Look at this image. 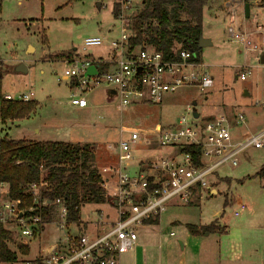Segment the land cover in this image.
<instances>
[{"label":"rangeland","instance_id":"1","mask_svg":"<svg viewBox=\"0 0 264 264\" xmlns=\"http://www.w3.org/2000/svg\"><path fill=\"white\" fill-rule=\"evenodd\" d=\"M122 1L0 0L1 95L15 97L32 93V100L37 103L27 118L13 121L0 118V139L89 144L94 151V165L101 172L114 162L117 141L128 136L120 133L122 128L150 131L155 125H171L181 116L185 105L193 102L197 104V111L204 112L202 114L213 112V106L226 114L234 107L247 112L249 122L244 129L250 132L264 125V112L254 106L257 101L264 100V65L260 64V55L246 52L232 41L222 23H217L211 34L206 30L209 27L206 17L203 19L205 33H210L213 43L201 49L200 58L214 78L211 90L202 93L196 88L181 89L159 105H134L118 110L116 100L107 96L103 86H98L83 93L86 108L73 107L70 104L74 93L72 83L60 81L64 70L62 63L70 59V55L87 57L83 41L91 37L103 41L101 46L88 50L91 58L108 60L109 42L120 35L119 22L112 14L113 5ZM131 2L137 14L142 8V0ZM243 14L239 10L240 19ZM259 23L264 25V15ZM21 65L25 72L17 71ZM242 69L249 72L245 81L239 79ZM244 92L248 97L243 96ZM163 152L166 150H157V155ZM263 164L264 149L249 148L238 157L237 167H221L216 171L221 182L216 187V195L205 197L200 206L170 208L150 234L138 228V244L147 247L148 264H153L152 253L155 255L158 251L168 231L176 235L174 242L190 243L192 234L187 225H209L216 220L223 232L208 235L221 260L239 256L245 264H264V180L258 175ZM231 196L232 203L227 204ZM238 199L246 208L234 218L232 211ZM115 220L116 212L110 203L85 205L81 209L80 223L72 225L71 229L74 231L77 225L80 231L83 228L92 231L97 221ZM59 222L62 220L55 217L43 226L44 232L26 240L28 253L22 258H34L39 249L44 251L57 243L63 237ZM99 232L103 230L99 228ZM9 247L16 251L13 244ZM176 248L179 249L178 245ZM191 248L187 246L189 251ZM136 254L140 264L139 249ZM132 263V252L122 254L121 264Z\"/></svg>","mask_w":264,"mask_h":264},{"label":"built area","instance_id":"2","mask_svg":"<svg viewBox=\"0 0 264 264\" xmlns=\"http://www.w3.org/2000/svg\"><path fill=\"white\" fill-rule=\"evenodd\" d=\"M118 4L115 19L119 22L120 35L109 42L108 60L91 58L88 50L103 43L101 38L91 37L83 41L87 57L74 55L62 63L60 81L72 83L73 107L86 108L83 93L98 86L114 92L118 110L134 105H159L181 89L196 88L205 93L213 88L214 78L208 66L195 54L180 51L168 59L149 45H133L135 10L131 0ZM236 19L235 10L231 9L226 29L229 38L246 52L264 53V25H247L244 15ZM91 66L97 67L96 73L85 75ZM243 69L239 74L241 81L249 73ZM32 96L29 93L4 98L28 102ZM254 106L264 112V100ZM212 108L214 111L208 114L196 110L195 118L191 103L185 105L181 116L171 125H155L150 131L122 128L120 133L128 136L117 141L114 162L98 172L101 188L116 202L112 206L116 220L97 221L92 231L85 228L80 231L76 225L74 232L71 228L75 223L67 222L66 210L60 208L56 217L62 220L58 226L63 237L44 251L39 249L34 258H22L19 246H25L26 240L44 232L43 226L49 224L42 219L45 208L53 204L43 197L45 185L42 182L29 185L31 204L22 209L19 200L9 197L8 186L0 182V231L9 234L10 239L5 242L15 246L13 252L17 257L13 263L0 264H119L120 256L137 246L138 228L147 225V220L159 221L171 204L188 206L195 199L201 201L216 195V171L221 167H237L238 157L249 148L264 149V125L250 132L244 129L248 120L242 110L233 109L226 114L215 106ZM184 146L198 148L197 162L190 154L178 151ZM157 150L166 152L157 155ZM261 171L264 172V164ZM230 203L232 196L227 200ZM245 208L243 202L237 201L232 216L239 217Z\"/></svg>","mask_w":264,"mask_h":264},{"label":"trees","instance_id":"3","mask_svg":"<svg viewBox=\"0 0 264 264\" xmlns=\"http://www.w3.org/2000/svg\"><path fill=\"white\" fill-rule=\"evenodd\" d=\"M246 4L255 0H244ZM264 4V0H256ZM209 0H142V8L133 17V45H149L168 59H173L180 51H189L200 59L203 10ZM118 4L113 5L115 17ZM70 58H73L70 55ZM102 67V65H100ZM1 79V77H0ZM37 107L33 100L21 102L6 100L0 90L1 120H19L29 117ZM178 151L190 154L196 162L199 150L184 146ZM99 171L94 165V151L89 144L35 141L28 139H0V182L8 186L9 197L20 201L22 209L31 204L28 192L30 184L42 182L45 185L43 197L53 204L43 212V222L50 223L60 208L66 210L69 223H80L81 209L85 205H101L112 201L101 188ZM259 177L264 172H259ZM146 224L155 225L157 220H147ZM192 235L221 233L217 222L197 228L187 225ZM8 233L0 231V262L13 263L16 254L5 242ZM23 255L28 253L27 246H19Z\"/></svg>","mask_w":264,"mask_h":264},{"label":"crops","instance_id":"4","mask_svg":"<svg viewBox=\"0 0 264 264\" xmlns=\"http://www.w3.org/2000/svg\"><path fill=\"white\" fill-rule=\"evenodd\" d=\"M245 4L246 3L244 0H209L208 4L205 6L203 10V19L207 18V22L209 25V27L206 30H209V32L213 34L211 29L214 28L217 25V23H222V25L225 28V32L227 33L226 29L229 26L228 15L230 13V10L231 9L235 10L236 15H237L236 21H238L239 20V10H242V12L244 13ZM248 6H249V18L246 19L244 16V18L246 19L245 23L247 25H252L255 23L260 24L259 20L264 15V7H261L259 5V2L256 0L251 1L248 4ZM220 7H222L223 9L221 10ZM205 27L206 26L203 23L202 37L209 40L210 46H211L213 41H212V38L210 37L211 35H209L210 33L206 35ZM234 108L236 109V107ZM230 113L231 112H229V114ZM244 113L249 122V117L247 115V112H244ZM219 181L220 180L218 179V182L215 185L216 187L221 183ZM237 201H241V200L238 199ZM199 203L200 201L198 199H195L190 205H188V207L189 206H200ZM172 207H181V206L175 203L171 204L167 207V209L165 210L163 214L167 213V211ZM163 214L161 215V217L163 216ZM161 217L157 224L144 225L139 229V231H143L144 233L150 234L151 233L150 230L153 228V226L159 225L161 223ZM193 226L200 228L203 226H208V224L206 225V224L199 223V224H193ZM175 237L176 235L174 234L173 231H168V236L167 238L162 239V243L159 244L158 251L156 250L155 255H153L152 253L153 264H245L242 258H240L239 256L234 257V259L232 260H227V261L221 260V256L219 252H217L216 246L214 245L215 243L210 239V235L208 234L191 235L190 243H187L186 241L174 242L173 239ZM177 245L179 249L176 248ZM188 245L192 247L190 251L187 249ZM137 249H139L140 251V264H148L147 247L144 245L139 246L138 240H137V246L134 248L133 251H131L133 253V261H134V263L132 264H138V259L136 258ZM121 257L122 255L120 256L119 264H121ZM125 259H128V258H125Z\"/></svg>","mask_w":264,"mask_h":264},{"label":"water","instance_id":"5","mask_svg":"<svg viewBox=\"0 0 264 264\" xmlns=\"http://www.w3.org/2000/svg\"><path fill=\"white\" fill-rule=\"evenodd\" d=\"M98 6H99V5H98ZM244 16H245L246 19L249 18V6H248V4H245V6H244ZM208 46H210V41L202 37V38L200 39V41H199V47H200L201 49H203V48H206V47H208ZM259 60H260V64H261V65H264V53H262V54L259 56ZM96 68H97L96 66H91V67H89V68L86 70L85 75H88V76H90V75H94V74L96 73ZM17 71L25 72L26 69L24 68V66L21 65V66H19V67L17 68ZM106 92H107V96H108L109 98H113V96L115 95L114 92H113L112 90H108V91H106ZM243 96H244V97H248L247 92H244ZM192 105H193V116H194L195 118H197V117H198V113L196 112V109H195L196 102H193ZM112 204L115 205L116 202L113 201Z\"/></svg>","mask_w":264,"mask_h":264}]
</instances>
